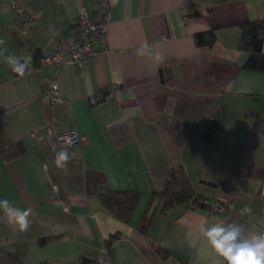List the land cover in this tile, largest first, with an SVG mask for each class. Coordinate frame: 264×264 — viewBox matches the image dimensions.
<instances>
[{
  "label": "crops",
  "instance_id": "0c3cea01",
  "mask_svg": "<svg viewBox=\"0 0 264 264\" xmlns=\"http://www.w3.org/2000/svg\"><path fill=\"white\" fill-rule=\"evenodd\" d=\"M103 2L106 46L96 42L95 58L59 65L52 77L44 57L73 34L81 5L97 19ZM192 3L200 17L187 14ZM258 18L264 0H0V61L16 55L26 63L20 76L0 62V199L33 212L27 232L0 212V248L25 264H81L84 257L213 264L210 228L241 227L243 237L264 232V72L244 68L248 53L239 49L241 23ZM208 29L217 41L198 46L195 34ZM51 77L61 101L43 96ZM70 129L87 141L63 143L59 136ZM65 149L69 160L58 169L55 153ZM178 165L200 194L225 203L157 211L149 232L170 251L162 257L137 224L149 201L156 203L152 191ZM104 186L142 192L132 223L103 205ZM117 230L121 237L106 247ZM46 236L58 237L41 244Z\"/></svg>",
  "mask_w": 264,
  "mask_h": 264
},
{
  "label": "trees",
  "instance_id": "16d2710c",
  "mask_svg": "<svg viewBox=\"0 0 264 264\" xmlns=\"http://www.w3.org/2000/svg\"><path fill=\"white\" fill-rule=\"evenodd\" d=\"M187 14L191 17H200L201 12L195 4H190ZM100 14H105L104 9ZM80 15V14H79ZM80 27L79 20L75 24L74 30ZM241 37L239 41V49L248 53V58L244 62L243 67L249 70L264 72V18L251 19L241 23ZM195 41L198 46L212 47L217 41V33L214 29L200 31L195 34ZM255 116V125L261 126L263 118L260 113L253 111ZM215 129V125H211L201 136L204 140H208L211 133ZM14 155V154H13ZM12 156L8 154L7 157ZM99 196L103 205L124 223H132V216L139 204L142 192L137 189H117L110 186L101 187ZM156 199V203L151 205L149 201L145 208L137 229L145 237L148 238L155 250L162 256L166 257L169 250L160 243L153 240L150 236V226L154 214L157 211L168 213V211L176 205H184L188 208H212L213 200L204 197L191 184L188 173L183 166L173 167L162 187L152 191V200ZM222 204L224 200H220ZM213 209V208H212ZM58 236H46L41 238V244L57 238ZM121 237V231L117 230L110 233L104 240L106 247H109L115 240ZM0 264H25L14 251L4 250L0 248ZM40 264H47L41 262ZM81 264H101L97 259L82 258Z\"/></svg>",
  "mask_w": 264,
  "mask_h": 264
},
{
  "label": "clouds",
  "instance_id": "9594fccd",
  "mask_svg": "<svg viewBox=\"0 0 264 264\" xmlns=\"http://www.w3.org/2000/svg\"><path fill=\"white\" fill-rule=\"evenodd\" d=\"M116 3L118 0H112L113 5ZM4 43L5 40L0 38V45ZM145 46L146 44L141 45ZM136 54L141 53L137 50ZM0 62L5 63L16 74L24 75L26 63L21 64L20 57L8 55ZM68 160L66 149L55 153L56 168H65ZM53 190L58 191V186L53 185ZM10 205H14V202L8 198L0 199V212L6 217V223L20 232H27L32 225V210L30 208L21 210ZM205 235L218 258L213 264H264V232L243 237L241 227H233L226 231L222 226H216L210 228Z\"/></svg>",
  "mask_w": 264,
  "mask_h": 264
},
{
  "label": "built area",
  "instance_id": "2783aa9c",
  "mask_svg": "<svg viewBox=\"0 0 264 264\" xmlns=\"http://www.w3.org/2000/svg\"><path fill=\"white\" fill-rule=\"evenodd\" d=\"M14 8L21 11L23 8L18 3H14ZM101 7L105 14H99L97 19L91 17L86 8L80 6L79 24L80 27L74 30L69 38H58L53 48L44 57L43 62L52 68V77L56 75L59 65L70 64L73 66H82L85 62L93 59L99 53V48L95 45L100 42L102 47L106 46L107 22L110 19L108 6L103 2ZM46 81L43 90V96L50 101H61L62 93L59 83L53 78ZM126 90L131 91L130 87ZM59 138L63 143L70 145H82L87 141L86 136L77 129H70L60 134ZM224 204L220 200L213 202L212 208L220 210ZM101 264H112L108 258H101Z\"/></svg>",
  "mask_w": 264,
  "mask_h": 264
}]
</instances>
